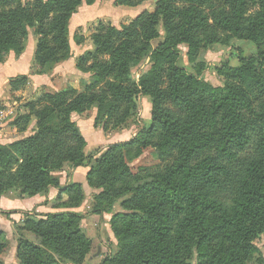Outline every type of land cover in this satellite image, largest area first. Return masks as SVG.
Returning <instances> with one entry per match:
<instances>
[{
	"label": "trees",
	"instance_id": "obj_1",
	"mask_svg": "<svg viewBox=\"0 0 264 264\" xmlns=\"http://www.w3.org/2000/svg\"><path fill=\"white\" fill-rule=\"evenodd\" d=\"M94 1L0 0V64L24 53L33 30L34 75L51 74L71 57V19ZM117 2L152 5L121 28L93 24L88 39L94 50L76 65L90 75L82 91L43 94L13 123L25 130L35 116L38 130L0 145V198L12 191L20 200L58 191L59 212L25 221L36 241L21 237L18 264H83L89 253L81 215L73 212L85 199L84 187L61 186L55 176L65 164L88 168V186L101 190L93 214L112 213L117 205L124 210L112 221L119 251L102 264H264L256 244L264 238V0ZM161 26L166 35L153 49ZM236 40L251 42L257 54L241 55ZM85 41L76 38L77 45ZM181 45L197 75L178 66ZM226 48L234 58L215 66V86L203 76L199 57L202 50ZM146 57L153 65L135 80L133 69ZM29 78H11V90ZM140 96L152 99V125L87 156L76 118L96 110L105 131L119 129L139 114ZM148 148L161 164L134 174L130 163ZM4 240L0 230V254Z\"/></svg>",
	"mask_w": 264,
	"mask_h": 264
},
{
	"label": "rangeland",
	"instance_id": "obj_2",
	"mask_svg": "<svg viewBox=\"0 0 264 264\" xmlns=\"http://www.w3.org/2000/svg\"><path fill=\"white\" fill-rule=\"evenodd\" d=\"M117 1L118 0H95L92 5L84 4L80 7L78 13L74 15L69 24L71 57L67 59L66 62L55 65L51 74L44 75L41 79L37 77L33 79L29 78L27 85L19 90H11L9 83L6 87L1 89L0 111L4 113L5 120L0 130L2 132V139H0V141L10 138V140H12L11 144H13L14 142L32 136L38 130L37 118L35 116H32L25 130H18L13 123L19 117L28 114L30 111L29 104L37 102L43 94L55 93L68 87H75L79 91H82L83 84L90 79V75L81 73L76 65L80 55L87 51L94 50V46L88 39L89 29L93 24L103 22L106 25L121 28L135 20L152 5V2H145L137 7H127L118 4ZM159 30L161 37L160 39L152 41L153 49L164 40L166 35L163 26H161ZM77 36L86 38L84 44H76ZM234 43H236L237 48L242 49L243 53H241V55L245 57H251L257 54V49L251 42L236 40ZM36 45L37 37L34 31L30 30L25 40L24 53L20 56L10 54L5 63L0 64V68L11 62L13 64H21L22 66L27 65L28 70H30L31 67L29 74L28 72H21V75L13 78H18L19 76H38L34 75V72L38 70L35 69L36 65L34 62ZM179 51L180 59L178 61V66L184 68L190 75H197L198 67L195 63L190 62L188 47L186 45H181ZM229 52V48L221 51L218 49H206L201 51L199 62L204 64L203 67L205 68V72L203 76L215 86H220V82L214 72V68L222 61L233 60L234 56L229 54ZM238 53L239 52L236 51L235 55ZM235 59L237 60L236 57ZM236 64L238 66V63ZM152 65L151 57H146L140 65L133 69L134 79L138 80L141 76L146 74L151 69ZM23 70L24 68L21 71ZM138 104L139 114L130 118L121 128L116 130L110 129L105 131L101 125L99 126L96 120V110L77 117V126L87 142L85 154L91 156L97 153L99 148L101 150H106L110 145L128 142L138 136L144 129L150 127L153 121L152 99L148 96H140ZM154 152L155 150L153 148H148L141 157L130 163L129 166L134 174L139 173L143 169H155L161 164L154 155ZM78 169L88 171V168ZM77 170H75L71 164H65L62 169L55 172V176L60 181L61 186H67L74 182L83 184L85 199L79 208L73 210V212L81 215V229L91 242L89 253L83 264H102L107 257L113 256L119 251V243L113 232L112 221L116 214L122 213L124 210L120 205H117L112 213H105L101 216L93 214L96 204L95 198L100 194L101 190L90 188L87 184L86 176L82 179V174H79L78 180H74L73 176ZM75 177H77V175H75ZM55 190V188H49L46 192L41 193L43 196L42 204L40 206H35L31 210L19 208L20 205H18V202L22 200L19 199V195L15 191L0 198V230L5 234L4 241L6 244L5 250L0 254L1 264H18L17 248L21 237L36 241L34 234L23 228L28 218L39 219L40 217L36 215L45 216L49 213L59 212L56 208V198L52 202L49 201L51 191L55 192ZM5 200L9 202L15 201L16 203L7 204ZM20 228H22V230ZM256 244L264 257V238L257 240Z\"/></svg>",
	"mask_w": 264,
	"mask_h": 264
},
{
	"label": "crops",
	"instance_id": "obj_3",
	"mask_svg": "<svg viewBox=\"0 0 264 264\" xmlns=\"http://www.w3.org/2000/svg\"><path fill=\"white\" fill-rule=\"evenodd\" d=\"M24 68L23 71H21L22 69ZM31 71V67H30V70H28V66L25 65V66H22L21 64H13L12 62L11 63H7L6 65L2 66V68H0V82H1V85H0V92H1V89L3 87H6L7 84L9 83V80L13 77H16L18 75H21V72H28V74L30 73ZM34 77H37V78H40L41 77H44V76H30V78H34ZM12 143V140H10V138H6L5 140H1L0 141V145H7V144H11ZM79 174H82V179L86 176V181H87V174H88V171L86 170H81V169H78L75 173H74V180H78V176ZM75 175H77V177H75ZM73 180V182H74ZM76 183V182H74ZM83 185V184H82ZM84 187V186H83ZM57 196V191L55 190V192H52L51 191V197H50V200L49 201H54V199L56 198ZM42 195H38L32 199H29V200H22L20 202H18V205L19 208H23V209H26V210H31L32 208H34L35 206H40L42 204ZM7 201V204L8 203H11V204H15L16 202L15 201H11L9 202L8 200H5Z\"/></svg>",
	"mask_w": 264,
	"mask_h": 264
},
{
	"label": "built area",
	"instance_id": "obj_4",
	"mask_svg": "<svg viewBox=\"0 0 264 264\" xmlns=\"http://www.w3.org/2000/svg\"><path fill=\"white\" fill-rule=\"evenodd\" d=\"M4 120H5V115H4V113L2 112V111H0V130H1V126H2V124H3V122H4ZM0 139H2V132L0 131Z\"/></svg>",
	"mask_w": 264,
	"mask_h": 264
}]
</instances>
